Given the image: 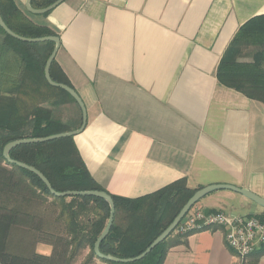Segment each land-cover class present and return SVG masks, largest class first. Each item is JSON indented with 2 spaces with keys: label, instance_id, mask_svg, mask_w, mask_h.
<instances>
[{
  "label": "crops",
  "instance_id": "0c3cea01",
  "mask_svg": "<svg viewBox=\"0 0 264 264\" xmlns=\"http://www.w3.org/2000/svg\"><path fill=\"white\" fill-rule=\"evenodd\" d=\"M13 1L59 40L54 60L86 110L73 141L108 194L135 199L184 178L190 189L226 185L264 199V105L215 77L238 29L264 15V0H65L46 15ZM77 107L66 101L52 118L75 131ZM196 205L264 215L230 190ZM186 243L163 264H264V247L241 261L221 229L192 233Z\"/></svg>",
  "mask_w": 264,
  "mask_h": 264
},
{
  "label": "trees",
  "instance_id": "16d2710c",
  "mask_svg": "<svg viewBox=\"0 0 264 264\" xmlns=\"http://www.w3.org/2000/svg\"><path fill=\"white\" fill-rule=\"evenodd\" d=\"M55 1L30 0V6L40 10ZM0 16L17 36L28 39L55 37L49 28L34 24L13 0H0ZM54 46L49 41L21 42L0 28V264H71L84 250H88V254L81 264H92L98 260L93 246L109 218V206L104 200L54 197L36 175L7 164L2 156L3 148L12 141L71 132L67 125L52 118V112L66 101L77 107L75 101L63 90L49 86L44 79V66ZM246 48L254 49L252 61L239 62ZM49 73L54 83L72 89L54 59ZM215 77L224 87L264 105V15L251 18L238 29L217 65ZM9 157L42 173L56 193L98 191L108 194L89 174L73 137L21 145L12 149ZM196 191L188 188L182 178L135 199L108 194L114 203V218L108 235L99 245L100 253L118 259L139 256L173 222ZM39 195L51 198L59 211L52 224L45 218H38V232L58 243L51 245L52 252L48 256L33 253L23 257L9 253L10 230L34 221L29 210ZM254 217L264 221V215ZM55 223L60 226L58 235L51 228ZM191 234L177 235L173 230L141 260L126 264H163L168 251L186 245Z\"/></svg>",
  "mask_w": 264,
  "mask_h": 264
},
{
  "label": "water",
  "instance_id": "95a60500",
  "mask_svg": "<svg viewBox=\"0 0 264 264\" xmlns=\"http://www.w3.org/2000/svg\"><path fill=\"white\" fill-rule=\"evenodd\" d=\"M65 0H57L55 1L53 4H51L50 6H48L47 8L44 9H40V10H35L33 8H31L30 6V0L26 1V10L31 13V14H38V15H42L45 13L50 12L51 10H53L55 7H57L59 4H61L62 2H64ZM0 28L2 29V31L8 35L9 37H12L18 41L24 42V43H40V42H53L54 43V49L52 51V53L50 54V56L48 57L45 66H44V79L47 82V84L51 87L54 88H58L63 90L64 92H66L76 103V105L78 106V108L80 109L81 112V125L80 127L75 130V131H71L68 133H62V134H57V135H53V136H49L46 138H40V139H23V140H16V141H12L10 143H8L4 148H3V152H2V156L3 159L5 160V162L7 164L16 166L18 168H21L23 170H26L34 175H36L41 182L44 184V186L46 187V189L48 190L49 194L54 196V197H69V196H78V197H95V198H99L101 200H104L108 206H109V218H108V222L107 225L105 227V229L103 230V232L100 234V236L97 238L94 246H93V253L95 255V257L98 260H104V261H110V262H117V263H132L138 260H141L143 257H145L149 252H151L158 244H160L173 230H175V228L177 227V225L181 222V220L184 218V216L187 214V212L189 211V209L194 206L195 204H197L202 198H204L206 195L210 194L213 191L216 190H230L233 191L235 193H238L240 195H242L243 197H245L246 199L252 201L253 203H255L256 205H258L259 207L264 209V199L256 196L255 194L246 191V190H242V189H238L232 186H226V185H213V186H208V187H204L201 189H198L193 195L192 197L187 201V203L183 206V208L180 210L179 214L176 216V218L173 220V222L148 246V248L139 256L135 257V258H131V259H118L112 256H105L103 254L100 253L99 251V245L100 243L103 241V239L108 235L112 225H113V218H114V203L111 199V197L106 194L105 192H98V191H89V192H73V191H69V192H64V193H56L52 187L50 186L49 182L47 181V179L44 177V175L42 173H40L39 171H37L35 168L28 166L26 164L11 160L9 157V152L21 145H28V144H36V143H44V142H49V141H53L56 139H60V138H65V137H74L75 135H78L80 132H82V130L85 127L86 124V110L84 108V105L82 103V101L80 100L79 96L76 94V92L65 86V85H61V84H56L54 83L51 78H50V67H51V63L55 57L56 51L58 50L59 47V40L57 37H45V38H39V39H28V38H23L20 36H17L16 34H14L10 29L7 28V26L4 24V22L2 21V18L0 16Z\"/></svg>",
  "mask_w": 264,
  "mask_h": 264
},
{
  "label": "built area",
  "instance_id": "2783aa9c",
  "mask_svg": "<svg viewBox=\"0 0 264 264\" xmlns=\"http://www.w3.org/2000/svg\"><path fill=\"white\" fill-rule=\"evenodd\" d=\"M221 229L226 247L241 261L264 247V221L254 216L230 217L222 212L205 213L197 205L192 206L175 228V234L183 235L205 230Z\"/></svg>",
  "mask_w": 264,
  "mask_h": 264
},
{
  "label": "rangeland",
  "instance_id": "374dc122",
  "mask_svg": "<svg viewBox=\"0 0 264 264\" xmlns=\"http://www.w3.org/2000/svg\"><path fill=\"white\" fill-rule=\"evenodd\" d=\"M253 52L254 49L252 48L243 49V55L238 61L251 62ZM51 200L52 199L49 197L40 195L34 198L29 210L30 213L34 215V221H30L29 224H26L25 226H20L19 228L15 227L10 230L7 237V250L9 253L21 255L23 257L30 256L33 253L42 256L50 255L53 248L51 245H56L58 242L55 241V239L50 238L49 235L38 232V229L40 228L38 225V218H45V220H49V224H52L51 221L57 216L59 209L56 207L57 204L52 203L53 201ZM44 203L47 204L44 205ZM58 225L59 224L55 223V225H52L53 227H51L55 229V232L53 233L57 235L60 230V226ZM44 239L47 240V242ZM87 254L88 250H84L71 264H81ZM92 264H101V262L94 260Z\"/></svg>",
  "mask_w": 264,
  "mask_h": 264
}]
</instances>
